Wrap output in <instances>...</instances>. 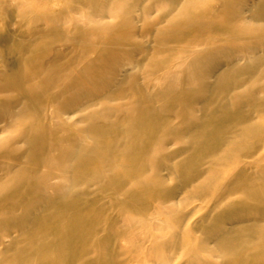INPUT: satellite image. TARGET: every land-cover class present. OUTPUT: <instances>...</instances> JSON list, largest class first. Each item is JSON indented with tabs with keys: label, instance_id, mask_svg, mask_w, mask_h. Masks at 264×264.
<instances>
[{
	"label": "bare ground",
	"instance_id": "6f19581e",
	"mask_svg": "<svg viewBox=\"0 0 264 264\" xmlns=\"http://www.w3.org/2000/svg\"><path fill=\"white\" fill-rule=\"evenodd\" d=\"M11 3L0 264H264V0Z\"/></svg>",
	"mask_w": 264,
	"mask_h": 264
},
{
	"label": "rangeland",
	"instance_id": "374dc122",
	"mask_svg": "<svg viewBox=\"0 0 264 264\" xmlns=\"http://www.w3.org/2000/svg\"><path fill=\"white\" fill-rule=\"evenodd\" d=\"M63 1H66V0H13V3H11L12 5L14 6H18L20 3L24 4V6H31V7H45V8H49V7H54L55 5H58L60 3H62ZM68 1V0H67ZM180 197L179 196V200H178V203L180 202ZM179 207L183 209V211H187V210H190L191 208L195 207V206H192V205H188L187 207L181 203H179ZM207 211V209H202L201 211H198L194 216L193 218L191 219V221L194 223V222H197L204 214L205 212ZM169 233L173 232V229L169 228L167 230ZM191 234V237L192 239L187 241V242H184L182 244V246L180 247V250H179V254H178V257L176 256V259L175 260H179V264H184L185 260H187V256H192V255H195L197 252H196V249H197V246L199 244V236L198 234H195L193 231L190 233ZM133 243V242H132ZM127 244V243H126ZM123 249L121 250L122 253L125 252V254L127 253L126 256L123 255V257L121 259L123 260H133L134 257L132 258L131 256H129L130 254L129 253V247L131 246V244H127V245H123ZM130 257V258H128ZM219 257V259H218ZM128 258V259H127ZM204 258L206 260H214V262L216 264H220L222 262V260H224V258L222 256H218V255H204ZM215 258V259H213ZM219 262V263H218Z\"/></svg>",
	"mask_w": 264,
	"mask_h": 264
}]
</instances>
